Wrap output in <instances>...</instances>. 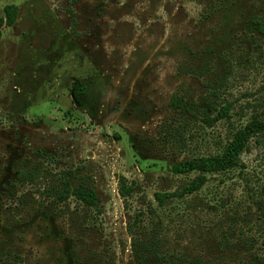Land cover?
Instances as JSON below:
<instances>
[{
	"label": "rangeland",
	"instance_id": "rangeland-1",
	"mask_svg": "<svg viewBox=\"0 0 264 264\" xmlns=\"http://www.w3.org/2000/svg\"><path fill=\"white\" fill-rule=\"evenodd\" d=\"M7 5L0 264H139L133 241L154 245L147 264H264V132L243 166L156 199L200 175L172 165L264 123V0H0V18ZM68 183L99 201L67 198Z\"/></svg>",
	"mask_w": 264,
	"mask_h": 264
},
{
	"label": "trees",
	"instance_id": "trees-1",
	"mask_svg": "<svg viewBox=\"0 0 264 264\" xmlns=\"http://www.w3.org/2000/svg\"><path fill=\"white\" fill-rule=\"evenodd\" d=\"M4 14L5 16L0 18V26H13L17 19L18 9L14 5H7L4 8ZM258 30L264 33V25L258 23ZM82 88V83L79 81H77L72 88L71 95L73 96L74 102L76 104H79L81 101H79V95L82 91ZM173 106L175 108L183 107L188 112H191L192 114L195 113L193 112V108H189L188 105L184 104V102L178 97L173 99ZM193 106L202 114L201 118H203L206 122L212 121L213 119L217 120L226 117V115L219 113L214 118H212L210 113L216 112V107L212 105H209L207 109H200L197 104ZM196 117H198V115H196ZM263 132L264 123L258 121L252 122L234 137V139L227 145L221 154L203 157L196 160H187L172 165L171 171L176 175L191 174L193 172H199L200 175L185 184L179 193H158L156 195V199L159 205H165L170 198L176 196L184 197L185 195H190L200 191L208 182V177L206 176L207 173L218 174L243 166L241 157L244 150L248 146V142L255 135ZM135 190V186L133 185L128 187L124 184H121L119 193L122 197L128 198L135 192ZM69 196H75L89 206H95L99 201V196L94 190L87 187L72 188V185L68 183L67 198ZM153 246L154 245L151 244L148 245L133 241V251L135 252V256L139 264L148 263L150 254H152L154 251Z\"/></svg>",
	"mask_w": 264,
	"mask_h": 264
}]
</instances>
